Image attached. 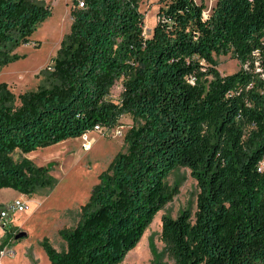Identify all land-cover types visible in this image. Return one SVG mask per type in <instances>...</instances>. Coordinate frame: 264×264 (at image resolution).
Masks as SVG:
<instances>
[{
    "label": "trees",
    "instance_id": "1",
    "mask_svg": "<svg viewBox=\"0 0 264 264\" xmlns=\"http://www.w3.org/2000/svg\"><path fill=\"white\" fill-rule=\"evenodd\" d=\"M140 3L72 0L50 84L20 94L19 105L3 90L0 188L30 197L53 188L49 167L13 154L113 128L130 114L128 149L100 173L78 224L59 230L65 248L43 240L50 263L122 262L177 193L168 176L188 167L197 208L162 223L174 264H264V0H217L208 16L204 2L159 0L150 36ZM51 15L31 0H0V68L20 59L14 49ZM229 53L241 68L222 75L215 55Z\"/></svg>",
    "mask_w": 264,
    "mask_h": 264
},
{
    "label": "rangeland",
    "instance_id": "2",
    "mask_svg": "<svg viewBox=\"0 0 264 264\" xmlns=\"http://www.w3.org/2000/svg\"><path fill=\"white\" fill-rule=\"evenodd\" d=\"M51 7L52 15L42 22L31 41L14 49L20 59L0 68V98L7 89L16 97L27 91H35L51 82L52 58L57 55L61 42L72 25V0H31ZM204 2L208 16L217 0ZM159 0H141L140 9L145 15L144 33L150 36L158 21ZM222 75L233 73L241 64L232 53L215 55ZM259 64V63H258ZM262 70V69H261ZM264 76V75H263ZM6 83V88L2 84ZM124 92L120 79L112 88L110 100L119 102ZM135 124L130 114L120 118L119 124L109 130L96 129L87 133L93 141L91 148L83 146L85 136L41 147L31 153L17 150L13 157L31 159L37 166H49V175L57 183L53 188H39L34 195H19L13 188H0V209L15 199H24L29 208L14 213L5 227L0 223V264H51L43 246L48 237L56 249L65 248L59 230L65 226L75 227L81 218V206L89 200L99 175L106 170L120 152L128 149L125 134ZM120 128L122 133H117ZM170 189H176L173 199L161 209L145 231L138 244L118 264H174L162 240V223L165 216L177 218L184 210L195 212L200 188L190 168L178 167L167 178ZM25 231L27 236L16 239Z\"/></svg>",
    "mask_w": 264,
    "mask_h": 264
},
{
    "label": "built area",
    "instance_id": "3",
    "mask_svg": "<svg viewBox=\"0 0 264 264\" xmlns=\"http://www.w3.org/2000/svg\"><path fill=\"white\" fill-rule=\"evenodd\" d=\"M257 53V52H256ZM247 68V67H246ZM96 129H106L109 130L111 128H104V127H96ZM95 129V130H96ZM117 133H122V130H120V128L117 130ZM85 136V142L83 144V146L85 148H88L90 146V141L88 139V135L85 134L83 135ZM29 208L27 201H25L24 199H15L12 202L6 204L4 207H2L0 209V223L2 226H7L10 222V217L17 212H24L25 210H27Z\"/></svg>",
    "mask_w": 264,
    "mask_h": 264
},
{
    "label": "water",
    "instance_id": "4",
    "mask_svg": "<svg viewBox=\"0 0 264 264\" xmlns=\"http://www.w3.org/2000/svg\"><path fill=\"white\" fill-rule=\"evenodd\" d=\"M49 167V166H48ZM27 236V233L25 231H21L16 235V239H22Z\"/></svg>",
    "mask_w": 264,
    "mask_h": 264
},
{
    "label": "bare ground",
    "instance_id": "5",
    "mask_svg": "<svg viewBox=\"0 0 264 264\" xmlns=\"http://www.w3.org/2000/svg\"><path fill=\"white\" fill-rule=\"evenodd\" d=\"M92 144H93V141H90V146L88 147V149L91 148Z\"/></svg>",
    "mask_w": 264,
    "mask_h": 264
},
{
    "label": "crops",
    "instance_id": "6",
    "mask_svg": "<svg viewBox=\"0 0 264 264\" xmlns=\"http://www.w3.org/2000/svg\"><path fill=\"white\" fill-rule=\"evenodd\" d=\"M19 195H23V194L19 193Z\"/></svg>",
    "mask_w": 264,
    "mask_h": 264
}]
</instances>
